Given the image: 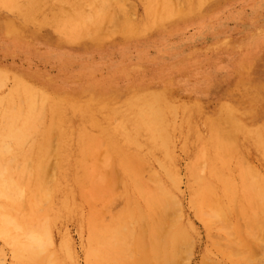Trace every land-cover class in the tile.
I'll return each instance as SVG.
<instances>
[{
    "label": "bare ground",
    "instance_id": "bare-ground-1",
    "mask_svg": "<svg viewBox=\"0 0 264 264\" xmlns=\"http://www.w3.org/2000/svg\"><path fill=\"white\" fill-rule=\"evenodd\" d=\"M134 1L142 5L143 15L133 24L121 2L114 0H0V35L14 46L44 44L70 55L87 52L93 46L139 45L155 31L154 36L161 39L193 25L199 15L206 13L205 4L210 2L174 0L169 5L168 0ZM204 31L211 33L212 29ZM248 45L250 51L240 48L241 53L244 51L242 58L222 77L187 66L179 76L143 74L118 88L112 80L119 75L128 77L125 72L130 64L114 66L105 81L91 80L82 86L61 85L0 64V217L3 210L9 214L16 206L9 196L24 187L19 203L26 205L34 199L43 205V212H38L42 216L76 218L92 229L90 219L79 217L75 202L76 197L87 202L102 200L106 192L92 175L93 153L88 143L91 127L115 140L107 153L109 164L121 177L128 173L135 182L133 192L127 190L130 205L125 213L147 219L153 235L150 246L155 252L151 263L181 264L184 229L173 218L178 201L172 193L180 183V174L173 165L171 144V135L178 129V113L184 115V123L190 127L184 138L187 147L207 140V146L217 150L211 157L201 156L203 173L196 170V158L190 162L189 181L196 188L197 200L218 190L213 194L218 201L216 212L223 216L227 211L222 200L237 202L239 187L243 196L248 187L254 188L251 196L259 188L264 197V175L246 161L247 155L256 156L264 170V33L249 40ZM182 63L178 58L174 67L183 68ZM85 74H91V70L82 68L80 75ZM189 74L207 83L195 87L204 101L192 97L194 87H189ZM179 89L188 97H179ZM211 95H215L218 108L214 115L204 117ZM99 116L114 119L117 124L110 122L106 129L101 128ZM200 118L206 123L207 136L195 127ZM148 157L158 162L170 184L165 185L163 178L152 188L140 182L138 173L143 158ZM138 200L144 205L135 203ZM198 216L206 223L200 212ZM123 221L121 218L116 222L114 231H108L101 245L107 246L108 240L118 241L117 233L131 228ZM97 231L94 229V236ZM25 237L28 239L19 246L7 227L0 229V238L12 246L15 259L41 264L52 255L40 235ZM87 248V260L91 262L95 260V249L91 242ZM102 260L99 257L98 261ZM53 263L61 264L58 256Z\"/></svg>",
    "mask_w": 264,
    "mask_h": 264
},
{
    "label": "rangeland",
    "instance_id": "rangeland-1",
    "mask_svg": "<svg viewBox=\"0 0 264 264\" xmlns=\"http://www.w3.org/2000/svg\"><path fill=\"white\" fill-rule=\"evenodd\" d=\"M114 1L121 2L128 20L133 24L143 15L142 5L134 0ZM168 1L169 5L171 1L174 3V0ZM209 1L205 4L206 13L199 15L193 25L161 39L157 35L154 36L155 31L153 37L139 45L123 46L121 43L117 46H93L87 52L83 50L70 55L64 49L44 44L14 46L0 35V64L54 80L61 85L75 83L77 86L91 80H107L110 69L119 64L123 66L130 64V70L125 72L128 77L114 76L112 84L116 88L143 74H154L158 77L173 73L179 76L187 66L188 69L222 77L242 58L244 51L241 53L239 49L250 51L248 41L259 36L260 32L264 33V0ZM205 28L212 29V32H205ZM178 58H182L183 68L174 67ZM82 68H88L91 74L81 76ZM192 74L188 75L189 87H194L192 97L203 100L202 93L195 87L206 86L207 83L196 80ZM10 85L11 83H8V87ZM177 95L182 98L188 97L183 89H179ZM214 97L215 95H211L210 101L206 103L204 117L215 114L218 107ZM110 122L117 124L114 119L109 121L106 117L99 116L101 128L106 129ZM175 122L178 129L171 135L173 138L171 144L174 152L173 165L180 174V183L172 192L178 201L173 218H176L184 229L181 264H264L262 192L257 188V194L251 196L250 192L254 188L246 187V196H243L241 195L243 189L239 187L237 202L234 203L230 199L222 200L221 205L227 211L223 216L216 212L218 201L214 199V195L219 192L218 190L214 189V195L210 194L208 198L197 200L196 188L189 181L190 162L196 158V170L203 173L205 165L201 156L205 154L211 157L217 150L208 147L207 140L196 146L187 147L184 138L190 133V127L184 123V115L181 112L176 115ZM195 127L200 134L207 136V126L201 118ZM89 131L88 143L92 146L90 153H93L91 167H94L91 168L92 175L95 182L105 187L106 192L102 200L87 202L76 197L75 202L79 208V217L84 221L90 219L92 229L90 225L87 228L85 223L79 222L76 218H62L55 214L50 217L42 216L38 212H43L40 209L43 205L34 199L26 205L19 203L21 200H18L19 195L25 192L24 187H20L18 192L9 196V201L16 202V206L9 210V214L5 210L2 211L0 229L7 227L20 243L19 246L28 239L25 235L28 237L40 235L52 254L41 264H54L57 256L61 264H95V260L96 264H152L155 252L150 246L153 235L147 228V219L142 216L131 217L125 213L130 205L127 190L133 192L132 184L135 182L128 173H123L121 177L118 169L109 164L107 153L110 147H114L112 142L115 140L104 133L96 132L91 127ZM246 161L256 168L258 174L264 175L256 156L247 155ZM140 168L139 180L146 187H154L155 184L162 182V178L165 185L170 184L164 177L161 166L154 159L143 158ZM48 171L51 172V169ZM47 181L49 184L50 177H47ZM237 185L240 186L239 183ZM38 193L44 194L42 191ZM135 203L144 205L139 200ZM198 212L204 216L206 223L199 218ZM121 218L124 219L123 222L130 224L131 228L120 230L124 233H117L120 234L118 241L108 240L107 246L101 245L103 238L109 236L108 231L113 232L116 222ZM94 229L100 230L95 236ZM104 231L107 233L104 234ZM90 242L96 255L95 260L92 258L91 262L87 260L86 254ZM52 252H55L56 256ZM99 257H103V260L98 261ZM0 264H25L22 260L14 258L12 246L2 238Z\"/></svg>",
    "mask_w": 264,
    "mask_h": 264
}]
</instances>
